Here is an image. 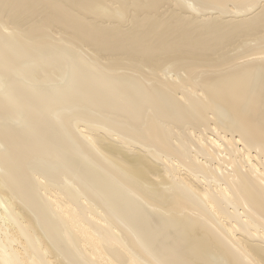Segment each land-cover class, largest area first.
<instances>
[{"label":"bare ground","instance_id":"1","mask_svg":"<svg viewBox=\"0 0 264 264\" xmlns=\"http://www.w3.org/2000/svg\"><path fill=\"white\" fill-rule=\"evenodd\" d=\"M0 264H264V0H0Z\"/></svg>","mask_w":264,"mask_h":264}]
</instances>
